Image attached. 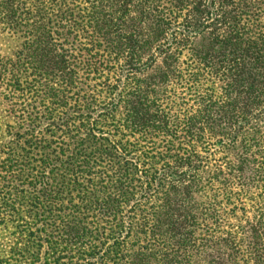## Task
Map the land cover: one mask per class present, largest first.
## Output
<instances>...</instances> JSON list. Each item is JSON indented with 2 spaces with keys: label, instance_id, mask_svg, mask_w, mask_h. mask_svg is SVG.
Instances as JSON below:
<instances>
[{
  "label": "rangeland",
  "instance_id": "rangeland-1",
  "mask_svg": "<svg viewBox=\"0 0 264 264\" xmlns=\"http://www.w3.org/2000/svg\"><path fill=\"white\" fill-rule=\"evenodd\" d=\"M231 1L235 12L224 43L211 47L207 34L194 39L181 56L180 80L166 83L155 70L128 82L124 72L120 91L128 94L111 100L103 93L112 106L99 117L102 138L86 140L73 155L56 147L54 126L39 118L54 116L57 100L58 52L40 44L48 41L49 27L44 33L28 26L17 35L18 46L12 38L0 44V64L8 62L6 72L15 74L0 80V264H107L92 253L102 234L117 231L119 264H205L210 247L236 233L238 224L247 228L248 242L258 244L254 252L264 264V137L257 142L249 129L245 142L222 145L220 129L227 126L199 117L213 113L207 98L218 100L224 87L235 88L241 101L253 97L244 108L253 113L264 100V0ZM136 17L127 18L122 32L141 30L153 41L155 24L137 26ZM158 52L157 44L145 46L140 69ZM81 54L86 58L87 51ZM103 54L104 48L97 59L109 58V51ZM206 54L214 55L218 72L233 68L224 80L229 87L206 80L200 63ZM234 67L243 69L246 84L232 81ZM18 92L23 107L16 104ZM241 159L242 171L235 169ZM144 177L159 183L150 199L139 194ZM130 217L129 232L124 221Z\"/></svg>",
  "mask_w": 264,
  "mask_h": 264
},
{
  "label": "trees",
  "instance_id": "trees-1",
  "mask_svg": "<svg viewBox=\"0 0 264 264\" xmlns=\"http://www.w3.org/2000/svg\"><path fill=\"white\" fill-rule=\"evenodd\" d=\"M228 4L231 11L226 9ZM233 4L234 1L231 0L227 3L220 0H0V44H5L6 38H12L13 46H18L21 36L17 35L23 33L28 26L30 30L36 29L44 33L49 27L48 41L40 44L49 47L53 53L58 52L53 59L57 63L54 67L58 76L57 88L54 89V98L57 100H54V116L41 115L39 118L41 124L48 122L50 126H54L56 147L73 155L86 140L102 138L98 135L102 125L99 117L107 108L106 105L112 106L103 101V93L108 91L107 98L111 100L118 95L121 98L127 95L126 88L120 91L124 72L127 71L125 79L128 82L134 81L138 76L148 77L155 70L160 74L161 81L167 83L180 80L178 66L181 56L187 46H192L194 39L207 34L211 47H215L217 42L224 43L227 39L224 38L227 34L225 27L229 16L235 12ZM20 13H26L27 17H21ZM137 13V26L155 24L158 30L154 39L156 43L154 40L150 41L146 34L141 35V30L136 33L122 32L127 25V18H133ZM221 30L223 33L220 37ZM156 44L159 52L153 53L149 66L141 70V50L145 46L152 47ZM102 48L105 52L103 56L109 51L108 59H97ZM81 51H87L86 58H83ZM213 57V54H206L200 60L206 80L212 84L217 80L226 84L224 80L233 68L224 67L222 72H218L212 62ZM7 64L4 61L0 64L2 81H10L15 77L12 69L6 72ZM234 70L236 73L232 81L245 83L242 79L245 75L243 69L234 67ZM262 77L264 79V67ZM251 85L254 86V83ZM225 86L229 87V83ZM262 87L264 90V83ZM252 88H249L250 91ZM222 90V96L218 100H214L213 96L207 98L216 107L213 113L209 116L201 113L199 117L204 124L211 120L227 126L220 129L222 145L225 142L234 144L240 139L245 142L244 137L249 129L256 133L258 142L264 137V100L261 109L253 113L244 110L249 107L248 102L254 100L253 97L249 99L243 96L246 101H241L239 94L242 92H237L239 96L236 97L233 95L235 88L231 92L227 87ZM18 94L15 95L18 99L16 104L23 107L22 96L19 92ZM116 109L117 106L113 107L112 113ZM24 119V116H19L18 122L26 134L29 130L28 124L23 127ZM202 130L204 135L206 130ZM107 134L111 137V133ZM109 137L106 140L110 141ZM243 160L245 159L240 161ZM240 161L235 169L245 170L244 161ZM235 169L230 167L228 172ZM241 179L242 177L238 178L239 183ZM139 182V194H144L149 199L151 192L159 186V183L150 178L144 177ZM124 223V229L130 232L131 217ZM102 235L92 255L107 264H119V253L116 249L121 245L122 236L118 231ZM254 245L258 246L257 243L248 242L247 228L238 224L236 233H229L228 238L219 239L213 248L210 247L211 254L207 255L205 244L200 248L205 249L208 258L205 264H262L258 254L254 252Z\"/></svg>",
  "mask_w": 264,
  "mask_h": 264
}]
</instances>
